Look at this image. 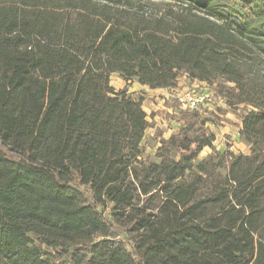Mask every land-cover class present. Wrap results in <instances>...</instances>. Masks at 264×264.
<instances>
[{
    "label": "trees",
    "instance_id": "16d2710c",
    "mask_svg": "<svg viewBox=\"0 0 264 264\" xmlns=\"http://www.w3.org/2000/svg\"><path fill=\"white\" fill-rule=\"evenodd\" d=\"M113 73L207 83L251 153L195 165L183 111L142 157ZM0 264H264V0H0Z\"/></svg>",
    "mask_w": 264,
    "mask_h": 264
},
{
    "label": "rangeland",
    "instance_id": "374dc122",
    "mask_svg": "<svg viewBox=\"0 0 264 264\" xmlns=\"http://www.w3.org/2000/svg\"><path fill=\"white\" fill-rule=\"evenodd\" d=\"M110 84L116 90H126L131 98L140 99L142 102L147 121L141 141L142 157L155 159L154 154L160 142L177 132L183 123V120L178 119L183 111H196L209 118L207 126L215 135L212 146L203 148L194 162L195 165L207 159L209 162L216 161L224 152L251 153L250 145L240 134L241 123L238 117L240 109L229 108L225 99L211 86L208 87V91L210 90L213 96L212 104L201 107L200 110H190L184 107L179 95L186 90L202 91L206 85L190 81L185 76L180 77L177 86L170 89H151L134 80L125 81L116 73L111 74Z\"/></svg>",
    "mask_w": 264,
    "mask_h": 264
},
{
    "label": "built area",
    "instance_id": "2783aa9c",
    "mask_svg": "<svg viewBox=\"0 0 264 264\" xmlns=\"http://www.w3.org/2000/svg\"><path fill=\"white\" fill-rule=\"evenodd\" d=\"M199 83L205 84L207 87H204L207 89L205 90L204 88L202 91L186 90L179 95V99L184 107L190 110H200L201 107L208 106L213 102V96L209 92L210 90L208 91L210 85L204 82Z\"/></svg>",
    "mask_w": 264,
    "mask_h": 264
}]
</instances>
